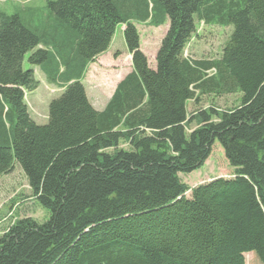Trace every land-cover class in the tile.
Here are the masks:
<instances>
[{
  "label": "trees",
  "instance_id": "trees-1",
  "mask_svg": "<svg viewBox=\"0 0 264 264\" xmlns=\"http://www.w3.org/2000/svg\"><path fill=\"white\" fill-rule=\"evenodd\" d=\"M46 8V34L0 10V176L17 165L48 215L0 234V264H246L245 253L264 264V0ZM165 22L150 66L136 24ZM199 23L231 28L218 58L184 55ZM118 24L131 70L97 110L83 80ZM27 53L62 91L44 125L25 102L39 84L22 68ZM234 93L233 107L187 110L202 95ZM215 141L232 176L190 188L179 174L200 168Z\"/></svg>",
  "mask_w": 264,
  "mask_h": 264
},
{
  "label": "rangeland",
  "instance_id": "rangeland-1",
  "mask_svg": "<svg viewBox=\"0 0 264 264\" xmlns=\"http://www.w3.org/2000/svg\"><path fill=\"white\" fill-rule=\"evenodd\" d=\"M46 7L47 0H0L1 11L7 14L19 13L24 21L39 34H46L54 26V22H51L47 16ZM167 25L168 22L158 27L136 24L140 35V49L146 55L150 66H155V53ZM230 30V27L197 24L196 34L187 44L184 55L194 59L218 58ZM108 51L110 53L102 54L103 56L97 57L91 63L83 80L87 97L97 110L104 108L117 82L131 70L130 55L125 46L121 24L115 28ZM29 53L23 58L22 68L32 69L39 84L34 91L26 93L25 102L31 119L36 124L44 125L47 122L48 103L57 98L62 91L58 86L47 82L39 66L28 62ZM239 97L238 93L221 96L205 94L200 96L198 103L189 101L187 110L192 113L196 109L210 106L218 109L230 108L238 104ZM193 128L195 125L191 124L187 132ZM121 147H126V144L122 143ZM232 174L233 168L228 164L222 147L218 141H215L210 155L200 168L191 173L179 175L181 180L192 188L213 178H228ZM185 194L189 196L190 191L188 190ZM47 216V212L32 197L28 182L17 165L10 173L0 176V234L18 219L30 217L42 222ZM244 257L246 264H258L254 262L251 253H245Z\"/></svg>",
  "mask_w": 264,
  "mask_h": 264
},
{
  "label": "crops",
  "instance_id": "crops-1",
  "mask_svg": "<svg viewBox=\"0 0 264 264\" xmlns=\"http://www.w3.org/2000/svg\"><path fill=\"white\" fill-rule=\"evenodd\" d=\"M109 47H110V46H109ZM108 50H109V48L107 49L106 52H109ZM106 52H104V53H106ZM104 53H103V54H104ZM109 53H110V52H109ZM101 56H103V55L101 54V55H99L98 57L100 58ZM90 65H91V64H90ZM90 65H89V67H90ZM25 96H26V95H25Z\"/></svg>",
  "mask_w": 264,
  "mask_h": 264
}]
</instances>
